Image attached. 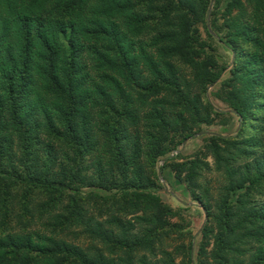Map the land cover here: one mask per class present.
<instances>
[{
    "label": "trees",
    "instance_id": "16d2710c",
    "mask_svg": "<svg viewBox=\"0 0 264 264\" xmlns=\"http://www.w3.org/2000/svg\"><path fill=\"white\" fill-rule=\"evenodd\" d=\"M0 264H264V0H0Z\"/></svg>",
    "mask_w": 264,
    "mask_h": 264
},
{
    "label": "rangeland",
    "instance_id": "374dc122",
    "mask_svg": "<svg viewBox=\"0 0 264 264\" xmlns=\"http://www.w3.org/2000/svg\"><path fill=\"white\" fill-rule=\"evenodd\" d=\"M199 29L201 31V36L204 37L203 28L199 27ZM220 49L221 52L226 51L223 46H221ZM212 89L213 87L209 88V91ZM209 97L212 100V102L219 108L225 107V104L221 103L213 96L209 95ZM226 117L229 116L227 115ZM236 123H237L236 119L232 120V118H230L222 122L221 118H217L212 123L201 124L199 128V132L194 136H192L191 138H187L184 141H182L179 144L178 148L172 151L170 155L180 153L182 158L177 159V161H182L185 158L189 159L193 157V154H195L197 151L202 149V146L208 134L210 133H220L224 135L230 134L234 132L237 126ZM204 160L208 161L211 167L213 166L212 163L213 161L210 156L204 158ZM160 163H162V161ZM158 174L160 177V184L157 187H155L156 193L159 194V196L163 201L169 203L171 206L177 208L179 207V205H181V208H184L182 215L184 216V219L186 221L190 222L188 228L191 230L192 234L194 235L193 242L196 248L197 242L200 238L199 236L200 234H198V232L202 223L204 222V216L202 214L200 207H198L197 202L193 201L190 198V196L186 193V188L184 184L178 181L177 179H175L171 174V172H168V170L165 169V170H159ZM206 179L212 182V184H210L211 185L210 188L212 190H215L214 193H216L218 186L221 183V179L217 178V174L214 172H207L206 174L204 173L200 181H205ZM185 242H188V239L185 240ZM210 247L211 245L208 246V248Z\"/></svg>",
    "mask_w": 264,
    "mask_h": 264
}]
</instances>
